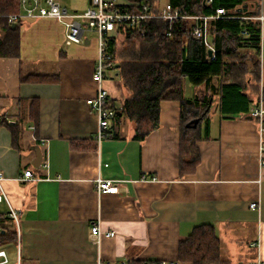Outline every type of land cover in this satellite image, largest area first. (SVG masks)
Returning <instances> with one entry per match:
<instances>
[{
  "label": "crops",
  "instance_id": "0c3cea01",
  "mask_svg": "<svg viewBox=\"0 0 264 264\" xmlns=\"http://www.w3.org/2000/svg\"><path fill=\"white\" fill-rule=\"evenodd\" d=\"M259 10V95L264 96V0ZM19 32L20 56H0V115L14 121L19 99L35 97L39 124L35 133L27 123L18 147L10 129L0 127L2 184L20 216V238L0 245L8 258L0 256V264L179 260L180 241L203 223L215 226L230 261L264 260V166L250 113L222 117L217 98L211 99L209 135L197 143L200 162L182 175L179 100L161 102L159 125L143 141L134 138V122L123 114L98 140L97 116L86 102L96 94L98 42L87 34L95 32L85 30L81 42L67 44L64 25L53 18L27 19ZM113 72H107L106 86L115 108L123 111L128 91ZM29 74L57 79L23 82ZM198 94L201 90L185 81V98ZM71 140L82 142L75 148ZM37 146L43 154L39 166L33 164ZM26 169L34 178L19 181ZM99 177L119 181L118 191L99 192ZM8 210L3 202L0 212ZM96 221L115 235L97 242L91 235Z\"/></svg>",
  "mask_w": 264,
  "mask_h": 264
},
{
  "label": "trees",
  "instance_id": "16d2710c",
  "mask_svg": "<svg viewBox=\"0 0 264 264\" xmlns=\"http://www.w3.org/2000/svg\"><path fill=\"white\" fill-rule=\"evenodd\" d=\"M120 6L138 11L147 6L152 12L158 5L170 3L186 15H215L217 8L226 13L207 20V31L214 47L212 56L202 37L194 34L203 20L193 17L176 19L171 25L164 19L148 22L145 35L119 25L105 35L107 51L113 55L114 70L128 91L123 111L116 110L114 120L123 114L134 122V138L143 141L159 125L161 102L180 101V156L182 175L191 173L200 162L197 143L208 137L211 99L217 98L218 109L225 118L249 114L259 96L261 21L260 0H120ZM246 5V9L240 10ZM23 11L21 0H0V56L19 57L21 36L8 15ZM167 31L170 32L167 35ZM35 75V76H33ZM56 80L57 75L29 74L22 81ZM189 81L199 90L194 99L184 96V84ZM14 121L1 115L0 125L7 126L18 147L27 123L39 124L38 99L20 98ZM199 119L194 126L192 121ZM114 136L119 132L115 130ZM82 141L71 140L77 148ZM12 222V223H11ZM17 239V229L7 213L0 212V245ZM181 263L230 264L223 255V243L213 224L195 226L179 243Z\"/></svg>",
  "mask_w": 264,
  "mask_h": 264
},
{
  "label": "built area",
  "instance_id": "2783aa9c",
  "mask_svg": "<svg viewBox=\"0 0 264 264\" xmlns=\"http://www.w3.org/2000/svg\"><path fill=\"white\" fill-rule=\"evenodd\" d=\"M23 11L8 15L9 22L16 23L24 19L36 18H53L62 23L66 29V43H79L83 40L85 30H91L98 36V56L93 73V79L96 83V94L87 99V104L96 114L98 120L97 139H102L113 123L116 117V110L111 106L112 98L110 91L106 86L108 80L107 72L114 70L113 55L107 51L105 35L112 33L117 26L125 25L130 29L145 35L148 31V22L152 19L167 20L170 25L179 18L193 17L197 20H203V24H199L194 29L197 37H202L208 48L214 47L211 43V36L207 31V20L209 18L220 17L226 13L224 8H217L215 15H186L172 4L166 2L158 5V11L152 12L147 6H143L138 11L129 10L127 7L120 6V0H90V6L83 12L70 11L64 7L59 0H21ZM260 20L263 16L258 17ZM170 34L169 31L166 33ZM251 116L257 122V130L259 134V154L260 165L264 166V96L261 93L250 109ZM1 120V115H0ZM1 127V125H0ZM48 164H45L47 166ZM5 174L0 171V205L6 202L9 206L7 215L14 222L17 229L18 240L20 238V216L19 212L10 204L6 190L3 187ZM34 178L31 169H26L17 179L25 181ZM96 188L99 192H117L119 189V181L112 179H96ZM252 208H259L257 203L251 204ZM91 235L100 241L103 235L114 236V231H103L99 221L93 222L91 226ZM19 244V243H18ZM0 256L4 257L7 262V254L5 250H0ZM98 264H182L180 260H166L159 258L142 259L138 261H103L99 260ZM246 264H264L262 258H256L247 261Z\"/></svg>",
  "mask_w": 264,
  "mask_h": 264
},
{
  "label": "rangeland",
  "instance_id": "374dc122",
  "mask_svg": "<svg viewBox=\"0 0 264 264\" xmlns=\"http://www.w3.org/2000/svg\"><path fill=\"white\" fill-rule=\"evenodd\" d=\"M59 2L64 6L67 7L70 11H78V12H83L85 11L89 6H90V0H59ZM23 24L24 26L27 25V19L23 20ZM34 32L31 33V37H36V33L35 31L37 30V27H33ZM88 35H90V37L92 38L93 42L96 43L98 42V36L96 33H87ZM114 72L113 70H109L108 74L112 75ZM118 80H120L121 78L117 77ZM223 255L225 258H228V254L226 253V250H223ZM230 264H241V262L237 261V260H232L229 262ZM243 264H245V262H243Z\"/></svg>",
  "mask_w": 264,
  "mask_h": 264
},
{
  "label": "water",
  "instance_id": "95a60500",
  "mask_svg": "<svg viewBox=\"0 0 264 264\" xmlns=\"http://www.w3.org/2000/svg\"><path fill=\"white\" fill-rule=\"evenodd\" d=\"M242 9H246V5H244L243 8H240V10H242ZM16 24H17V23H13V24H12L13 28L16 27ZM208 54H209V56H212V55H213V49H212V48H209V49H208ZM198 122H199V119H195V120L192 121V123H193L194 126H195ZM35 150H36V153H37L36 158H37V161H38V162H33V164H35L36 166H39L40 163H41V161H42V159H43V154H42L41 149L39 148V146H37V147L35 148Z\"/></svg>",
  "mask_w": 264,
  "mask_h": 264
}]
</instances>
